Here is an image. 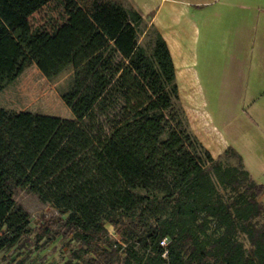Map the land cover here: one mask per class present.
<instances>
[{"label":"trees","instance_id":"trees-1","mask_svg":"<svg viewBox=\"0 0 264 264\" xmlns=\"http://www.w3.org/2000/svg\"><path fill=\"white\" fill-rule=\"evenodd\" d=\"M68 10L79 118L0 108V252L29 232L23 188L66 215L85 264H264V185L234 148L224 155L238 165L224 167L173 125L176 68L162 34L142 45V15L116 0ZM37 60L25 0H0V92Z\"/></svg>","mask_w":264,"mask_h":264},{"label":"rangeland","instance_id":"rangeland-1","mask_svg":"<svg viewBox=\"0 0 264 264\" xmlns=\"http://www.w3.org/2000/svg\"><path fill=\"white\" fill-rule=\"evenodd\" d=\"M127 9L137 10L143 18L140 29V43L152 45L151 32L160 27L155 25L161 8L169 0H116ZM28 18L38 51V60L28 66L24 72L0 92V108L7 111L60 117L77 120V87L74 79L73 54L69 29L68 0H25ZM165 13V11H164ZM198 12L196 16L198 17ZM196 17V18H197ZM164 37V36H163ZM247 37V36H245ZM196 40L189 41L192 51H180L177 54L182 62H175L178 97L174 101L173 116L181 120L186 130L208 151L214 160H219L224 167H235L238 161L226 158L224 145L219 133L215 132L214 144L207 147L201 140V118L205 115L204 99L208 96L209 110L224 113V125L229 135L249 125L248 113L252 102L257 97L264 101V45L260 44L262 62H230L231 50H221L219 36L214 32L204 39L197 34ZM56 42L59 53L50 54L49 45ZM244 43H241L243 46ZM245 45V44H244ZM253 44H250L252 47ZM249 46V47H250ZM247 47V45H246ZM249 50L235 51V59H246ZM176 53V52H175ZM194 61V62H192ZM255 65V66H254ZM256 71V76H253ZM219 107L212 108V100ZM215 103V105H216ZM217 110V111H216ZM219 119V116H217ZM217 122H219L217 120ZM216 122V124H217ZM260 150L264 151V143ZM261 163L252 159L248 164L255 171L256 181L264 185V157ZM222 193L228 190L219 188ZM17 204L29 214V232L20 242L9 250L0 252V264H85L91 257L84 252L80 241L66 231V215L55 207L42 203L27 189L19 188L15 193ZM264 203V198L260 197ZM264 222V216L259 218ZM111 233L113 227L108 226ZM44 230H49L48 237H41ZM214 236V228L210 230ZM237 239L245 248L250 247L248 237L238 232ZM114 238H119L114 234ZM79 256V257H78ZM6 258V261H5Z\"/></svg>","mask_w":264,"mask_h":264},{"label":"crops","instance_id":"crops-1","mask_svg":"<svg viewBox=\"0 0 264 264\" xmlns=\"http://www.w3.org/2000/svg\"><path fill=\"white\" fill-rule=\"evenodd\" d=\"M154 23L162 30L174 64L182 62L177 55L180 51H192L188 44L192 45L197 34L204 39V36L213 32L219 36L221 50H231L230 62H262L260 44L264 45V0H169L161 8ZM188 39L192 42L188 43ZM250 44H253L252 47ZM240 49L249 51L246 59L237 61L234 53ZM253 76H256V71ZM210 98L213 99L212 96ZM261 99L257 97L252 102L250 109L253 111L248 113L249 125L234 135H229L224 129V113L209 110L208 96L204 99L205 115L201 118L203 143L210 147L216 139L215 132L219 133L224 145L234 148L242 157L254 181L257 180L256 173L248 163L252 159L261 163L264 157V151L260 150L264 143V101ZM210 103L214 109L219 107L214 100ZM261 171H264V167Z\"/></svg>","mask_w":264,"mask_h":264},{"label":"built area","instance_id":"built-area-1","mask_svg":"<svg viewBox=\"0 0 264 264\" xmlns=\"http://www.w3.org/2000/svg\"><path fill=\"white\" fill-rule=\"evenodd\" d=\"M162 245H163V246H166V245H167V240H164V241L162 242Z\"/></svg>","mask_w":264,"mask_h":264}]
</instances>
